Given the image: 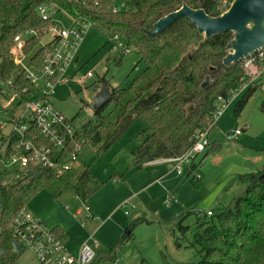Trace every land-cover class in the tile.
<instances>
[{
  "label": "trees",
  "instance_id": "16d2710c",
  "mask_svg": "<svg viewBox=\"0 0 264 264\" xmlns=\"http://www.w3.org/2000/svg\"><path fill=\"white\" fill-rule=\"evenodd\" d=\"M224 1L32 0L26 4L24 0H0V82L8 84L11 81L9 87L17 94L13 102L16 106L45 99L41 87L26 78L25 71L15 64L10 51L16 36L36 30L37 34L26 42L24 52L34 68L45 62L58 39L42 44L45 30L51 22L42 19L39 8L54 4L57 6L56 14L64 13L76 22L96 27L113 46L125 43V51L110 56V61L120 65L125 52L135 50L147 68L128 86L114 87L110 97L95 110V124L88 123L77 129L65 149L54 148L44 136L40 137L39 143L52 147L55 159L62 165L77 151V144L82 147L87 142L95 146L101 144L102 151L108 150L135 119L142 118L146 124V138L133 151L134 167L144 170L148 163L181 157L192 148L201 132L211 133L215 128L212 117L219 98L231 99L233 93L248 88L242 100L236 103V112L245 108L255 90V83L248 79L264 69V62H255L246 68L243 61L230 67L224 65L222 61L233 33L203 40V34L184 16L153 36L148 31L160 18L180 10L185 4L195 10L204 9L210 17L219 16L233 2L229 0V4L222 8ZM206 78L212 83L204 87ZM103 82L108 83L106 78ZM188 105L194 108L188 111ZM16 142L15 133H12L8 144L7 138L0 139V147L4 148L7 157L19 153L15 148ZM220 147L219 144L208 149L186 171V177H192L196 186L200 181L193 173L210 153ZM261 175H264V170L236 177V182L245 185V192L235 198L232 208L218 206V212L213 211L212 215L198 214L200 231L194 234L192 245L198 247L199 259L178 264H264V180ZM75 179L78 182L75 185L76 196L84 202H88L89 197L105 183L99 182L91 166L79 176L77 166L59 175L56 170L29 164L23 177L13 184L5 181V173L0 170V201L3 203L0 264H20L27 251L11 229L18 214L40 191L47 190L57 196L74 185ZM139 222L141 218L130 221L113 247L105 254L97 253L91 264L117 263L133 245ZM178 228L184 236L189 229L181 222ZM51 231L66 240L67 235L61 227Z\"/></svg>",
  "mask_w": 264,
  "mask_h": 264
},
{
  "label": "rangeland",
  "instance_id": "374dc122",
  "mask_svg": "<svg viewBox=\"0 0 264 264\" xmlns=\"http://www.w3.org/2000/svg\"><path fill=\"white\" fill-rule=\"evenodd\" d=\"M24 1L27 4L32 0ZM56 18L66 28L72 23L69 15L64 13L56 14ZM83 37L77 49L78 60L70 68L72 78L68 84L58 85L51 98L78 129L86 123L95 124V110L110 97L114 87L128 86L147 68L135 50L125 52L120 65L110 61L108 58L123 51L126 45L122 42L113 46L94 26L87 25ZM51 39V35H45L42 44L50 43ZM104 78L109 83H104ZM248 80L255 83V90L245 108L236 112V103L242 100L248 88L236 93L209 134V150L214 145L220 144L221 147L210 153L196 170L199 186L192 177L171 171L170 163L158 162L144 170L134 167L133 151L146 138V124L142 118H137L108 150L102 151L101 144L95 146L89 142L81 148L76 162L79 176L91 166L99 182H105L99 191L89 197L88 202L76 196L75 185L78 182L75 179L74 185L57 196L47 190L40 191L26 210L42 212L46 218L45 225L49 228L64 226L70 234V240L65 242L69 249L78 243H85L90 234L95 233L99 242L96 252L100 254L113 247L130 221L141 218L135 228L134 243L123 253L118 264L198 261V247L192 245L194 234L200 231L197 227L198 214L206 215L207 210L216 213L218 206L232 208L235 198L245 192V185L237 183L236 177L264 170V69ZM8 84L0 82V139L8 137L14 120L26 110L24 104L16 106L9 102L14 92ZM233 129H243V133L229 139ZM0 170L5 173V181L9 184L24 175V168L9 164L2 147ZM180 222L189 228L185 236L178 228ZM31 254L26 251L21 262L38 264Z\"/></svg>",
  "mask_w": 264,
  "mask_h": 264
},
{
  "label": "built area",
  "instance_id": "2783aa9c",
  "mask_svg": "<svg viewBox=\"0 0 264 264\" xmlns=\"http://www.w3.org/2000/svg\"><path fill=\"white\" fill-rule=\"evenodd\" d=\"M228 4L229 0H225L222 8ZM56 8L57 6L54 4L39 8V14L42 19L51 22L45 30V35H51V41L58 39V43L54 45L51 55L41 66L36 68L31 66L29 57L24 52L26 42L37 34V31L28 30L14 38L15 44L10 52L13 55L15 64L25 71L26 78L32 84L41 87L45 99L24 104L26 110L21 113L18 119L14 120L13 129L6 138L8 144L11 141L12 133L17 136L15 148L19 153L8 157L9 164L13 167L25 169L29 164L40 165L56 170L60 175L65 170H70L76 166V162L79 160L78 152L81 151L82 146L77 144L75 149L77 151L71 154V159L61 165L55 159L53 148L46 143H39V139L44 136V138L51 141L54 148L63 150L73 140L74 134L78 129L74 121L67 118L58 109L55 102H52L51 98L55 94L58 85L68 84L70 81L69 68L77 59V49L84 39L83 35L87 24L76 22L69 16L72 21L71 25L67 28L62 26L56 18ZM255 62H264V47L243 60L245 68ZM89 75L91 76V73ZM8 83H11V81ZM236 93L239 92L233 93L231 99L228 100L219 98L212 117L213 124H216L217 119L235 98ZM16 96L17 94L13 93L11 98H9V102L13 103ZM242 133L243 129H233L228 138L232 139V137ZM209 134V131L201 132L196 143L183 156L161 160V162L172 164L174 172L181 176L185 175L191 164L193 162L197 163L200 155L209 149ZM193 175L196 176L195 173ZM2 211L3 203L0 201V214ZM206 213L207 215H212L213 211L207 210ZM11 229L12 233L23 243L25 249L31 252L40 264H91L96 257V249L99 247V242L94 235H91L80 246L79 252L73 253L66 247L65 241L56 236L42 220L30 215L25 210L18 214Z\"/></svg>",
  "mask_w": 264,
  "mask_h": 264
},
{
  "label": "water",
  "instance_id": "95a60500",
  "mask_svg": "<svg viewBox=\"0 0 264 264\" xmlns=\"http://www.w3.org/2000/svg\"><path fill=\"white\" fill-rule=\"evenodd\" d=\"M181 16L192 21L203 34V40L224 33H233V38L226 47L227 55L222 61L228 67L242 62L247 56L264 47V0H233L227 11L212 17L204 9L195 10L185 4L180 10L160 18L148 31L149 35L164 31ZM203 82L204 87L212 83L209 78ZM187 108L191 111L194 107L188 105ZM260 177L264 180V175Z\"/></svg>",
  "mask_w": 264,
  "mask_h": 264
},
{
  "label": "crops",
  "instance_id": "0c3cea01",
  "mask_svg": "<svg viewBox=\"0 0 264 264\" xmlns=\"http://www.w3.org/2000/svg\"><path fill=\"white\" fill-rule=\"evenodd\" d=\"M78 56L79 55H77V59H76V61L78 60ZM75 61V62H76ZM74 62V63H75ZM74 63L70 66V68L74 65ZM70 68H69V72H70ZM71 78H72V76H71ZM107 80V79H106ZM107 82L109 83V81L107 80ZM59 109V108H58ZM63 113V112H62ZM64 114V113H63ZM71 119V118H70ZM158 162H161V161H158ZM157 161H155V162H152V163H148L147 165H146V169H148L147 167H152V166H154L155 164H157L158 163ZM154 164V165H153ZM170 170L171 171H173L172 170V166L170 167ZM119 178V177H118ZM25 210V212H27V213H29L30 215H32V216H34V217H36L37 219H39V220H42L45 224H46V218H45V216H44V214L41 212V214L40 213H38V212H35V213H31V212H28V210H26V208L24 209ZM56 227H61L62 228V230L63 231H65V233H66V235H67V237H66V240H64L65 242H68L69 240H70V234H69V231H67L66 230V228L64 227V226H62V225H57V226H55V227H50V229H53V228H56ZM49 228V227H48ZM91 235H94V236H96L95 235V233H93V234H90V236ZM90 236L88 237V239L90 238ZM82 243L83 242H81V243H78L77 245H74V246H71V247H73V248H71L70 250L74 253H77V252H79V250H80V246L82 245ZM99 246V245H98ZM32 255V254H31ZM24 257V256H23ZM22 257V258H23ZM22 258L20 259V264H24V263H22L21 261H22ZM32 258H34L33 257V255H32ZM31 258V259H32ZM35 259V258H34ZM34 259H32V260H34ZM36 260V259H35ZM38 262V261H37ZM39 264V263H38ZM108 264H110V263H108ZM115 264H118V263H115Z\"/></svg>",
  "mask_w": 264,
  "mask_h": 264
}]
</instances>
